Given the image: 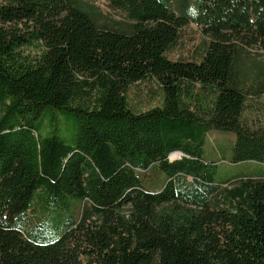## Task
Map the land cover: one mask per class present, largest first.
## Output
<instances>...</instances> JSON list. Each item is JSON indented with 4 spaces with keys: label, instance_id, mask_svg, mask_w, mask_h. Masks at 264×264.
<instances>
[{
    "label": "trees",
    "instance_id": "16d2710c",
    "mask_svg": "<svg viewBox=\"0 0 264 264\" xmlns=\"http://www.w3.org/2000/svg\"><path fill=\"white\" fill-rule=\"evenodd\" d=\"M107 1L127 31L82 0H0V264H264V173L216 182L204 158L216 131L264 165L244 118L264 78L236 70L264 54V0ZM189 23L202 50L170 60ZM150 81L160 105L135 112Z\"/></svg>",
    "mask_w": 264,
    "mask_h": 264
},
{
    "label": "rangeland",
    "instance_id": "374dc122",
    "mask_svg": "<svg viewBox=\"0 0 264 264\" xmlns=\"http://www.w3.org/2000/svg\"><path fill=\"white\" fill-rule=\"evenodd\" d=\"M82 3L88 16L92 14L94 21L98 24H105L127 31L130 23L122 12L112 9L107 0H82ZM171 6L174 11H177L178 0H171ZM203 42L204 37L200 29L193 23H189L180 31L179 40L168 52L167 57L173 61L180 58L194 57L195 53L202 50ZM263 66L264 54L261 53L250 52V54H243L236 61V70L241 79L247 84L251 81L255 83L264 78V74H261ZM126 97L132 110L143 112L159 106L162 93L160 89H157L156 83L150 81L149 83H136L132 85ZM244 118L250 126H264V94L246 110ZM67 129L69 134L72 133V125H69ZM233 143L234 136L232 134L212 131L206 136L204 158L207 161L218 163L219 170L215 176L216 182H220L225 177L232 179L244 177L252 173H264V165L256 162L231 164L228 161V155H230L229 149ZM154 178L159 182L163 180V177L160 176H154ZM72 210L74 214L78 212V208H73ZM42 219L43 216L41 214L29 212L25 226L26 229L38 226L39 221Z\"/></svg>",
    "mask_w": 264,
    "mask_h": 264
}]
</instances>
